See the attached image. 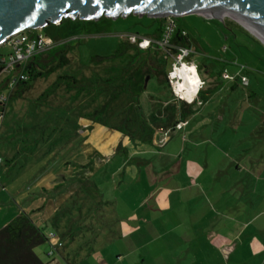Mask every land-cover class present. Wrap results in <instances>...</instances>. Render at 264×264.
Returning <instances> with one entry per match:
<instances>
[{
    "label": "crops",
    "instance_id": "obj_1",
    "mask_svg": "<svg viewBox=\"0 0 264 264\" xmlns=\"http://www.w3.org/2000/svg\"><path fill=\"white\" fill-rule=\"evenodd\" d=\"M228 26L230 30L233 29L232 25ZM181 27L189 33L183 25ZM191 47L194 54L188 62L198 65L199 76L205 86L192 102L180 105V100L166 81V91L159 90L153 95L149 94L157 102V106L160 102L165 107L177 103L179 106L185 104L191 109L197 105L203 110L211 102H216L218 111L226 112L230 105L224 102L226 97L222 95H233L238 86H241L247 88V91L235 105L237 110L246 105L249 110L257 109L251 104L252 97L257 95L248 91L252 81L247 68L235 66L234 60L230 62L226 58H220L213 60L214 64L219 62L221 65L220 71L215 72V66H201L204 59H196L199 48L194 44ZM243 78L247 79L248 85H243ZM165 92L166 95L163 94ZM187 124L188 120L185 118L173 129L155 130L150 149L139 153L140 159L136 158L139 171H133L132 175L135 174L137 181H141L144 175L150 179L151 175L158 177L162 173L166 183L156 188L150 184L141 187L142 196L138 186L134 184V189L128 190L131 196L134 193L131 198L134 204H127L122 214L123 217L128 215L125 219L119 216L114 202L107 205L99 202L101 206L96 212L93 227L90 217L97 205L96 202L93 205L92 201L86 200L88 196L85 190L80 191L82 200H78V206L81 205L83 209L81 218L70 222L72 218L67 221L61 213L67 208L68 216L72 215L69 212L73 209L74 214L71 217L79 215L72 205L77 190L89 182L86 178L92 177L115 155L116 152H105V145L108 150L116 149L122 139L120 135L109 132L107 137L99 140L102 149L98 151V159L94 158L96 153L93 155V148L87 149L85 146L92 144V135L84 142L82 147L85 149L81 148L67 159L83 167H87L93 160L92 166L83 170L78 184L71 191L68 188L76 174L74 168L67 169L63 162H56L55 156H49L52 158L47 159L46 163V158L37 159L35 156L19 171V159L7 165V159H13L17 152L11 148L10 157H7V152L4 156L0 154L3 159L0 170L17 176V179L26 174L27 178L23 182L27 184L33 181V184L24 192L23 187L26 184L22 183L21 193H18L20 200L14 198L13 206L18 207L13 209L12 205H8L7 219L12 221L20 212L31 214L37 226L42 229L49 227L46 233L54 232L63 242L64 246L56 252L59 253V259L66 261H69L68 257L73 252L71 248L78 251L81 246H85L84 255L92 256L104 245L112 244L120 246L121 249L126 246L122 252H118L116 264H126V260L131 257L133 260L127 264H264V136H254L253 133L258 129L255 125L253 129L248 127V134L243 135L237 143V150L241 154H233L230 149L225 150L222 146L225 139L221 136L217 139L218 142H213V153L207 158H182L180 152L184 148V142L182 139L173 141L174 138H171L169 132H181ZM34 160L37 164L30 166ZM95 160L99 163L93 171ZM173 161H179V164ZM153 162H157L159 166L154 167V171L148 169ZM51 164L53 167L48 171ZM61 168L72 170V174L66 175L64 171H60ZM118 171L123 176L128 174L123 167ZM61 176H65L67 181L63 182ZM4 188L11 190L7 185H3ZM137 197L141 198L139 202ZM58 213L62 219L54 230L49 223ZM10 221L7 220L6 224ZM81 227L87 228L80 235H76L75 241H65V238L71 239L72 232L79 233ZM78 241L82 242L81 245H77ZM48 244L49 250L43 251L47 257L51 242ZM48 258L51 261L47 264H60L55 255Z\"/></svg>",
    "mask_w": 264,
    "mask_h": 264
},
{
    "label": "rangeland",
    "instance_id": "obj_2",
    "mask_svg": "<svg viewBox=\"0 0 264 264\" xmlns=\"http://www.w3.org/2000/svg\"><path fill=\"white\" fill-rule=\"evenodd\" d=\"M222 16L226 17L224 15ZM173 18L179 26L183 25L187 29L190 40L199 48V54L196 55V59H204V61L200 63L202 64L201 66L209 64L210 67L215 66V72H219L221 65L219 62L214 64L213 60L226 58L230 62L234 60L235 66L248 69V74L252 81V85L248 91L250 90L256 93L257 96L252 97L251 104L257 107V109L249 110L246 105L239 108V111L237 110L235 105L239 103V100L243 98V94L247 91V88L245 89L238 86V90H236L233 95L229 94L230 96H227L228 93L222 95H225L224 97H226L224 102L230 105V108H228L226 112L218 111L217 105H215L216 102L214 104H212L211 101V104L208 102L210 105L203 110L195 105V108H193L189 116L186 117L188 124L184 130L181 132H169V135L171 138H174L173 141L176 139H182L184 142V148L183 150L181 149L180 152L182 154V158L186 156H191L193 158H207L213 153V142H218L217 139L221 136L225 139L222 145L225 150L230 149V152L233 154L235 152L241 154L242 152L237 150V143L241 141L243 135L248 134V127L253 129L256 125L258 129L256 133H253L254 136H264V43H262L257 37L243 28L236 21L228 17L224 18L223 21L200 14ZM72 21L73 22L67 21L61 26L53 25L45 27L42 30H36L38 34L44 37L51 39L59 38L67 41L73 48L69 54L71 64L48 79L38 80L23 95V97L11 102V106H9L7 115L3 119L0 128L1 155L4 156L7 152V157H10L11 148L17 149L20 145L24 146V144H22V140L25 138H22V140L19 141L21 137H14L10 140V135L14 132L17 133L20 126L29 127L32 125L34 126L37 123L46 124V122H48L49 119H52V117L57 120L60 115L67 116V122L65 119H58V121H56V126L59 123L63 124L65 122L68 127L65 128L66 136L63 135L64 137H61L62 134L57 133L56 137L61 141L57 142V147L54 152L56 154V162L66 155L68 156V154H71V148L79 146L81 143L80 141L88 139L92 133L89 126L90 122L88 120L79 119L78 116L80 114L75 112L76 109L80 108L79 106H81L82 102L84 105H88V99L80 98L77 101L73 100L74 93L69 94L64 89H61L55 95L51 96L46 103H44V105L37 110L36 116L34 115V102L40 98V96L57 80L59 76L89 78L94 72L102 73V68H94V66L91 65V61L94 57L110 56L117 50L119 43L126 40L128 36H150L154 33L158 26L152 18H148L147 16L139 18V16L134 14L127 16L125 19L124 17H119L112 20V18L105 17V19L99 21ZM228 25H232L233 29L230 30ZM27 31L28 30L25 32ZM223 48L224 50H222ZM13 53L14 50L8 44L0 47V54L5 56L8 62L10 61V56ZM171 69L172 59H169L166 66L167 77L160 80V83L163 85L159 83L155 76H152L148 81L145 92L148 93V95L144 93L145 95L143 94L144 96L142 95L140 98V104L143 107V113L145 116H148L151 110L154 107H157V102H155L154 98L150 97L149 94L153 95L154 92L159 90L162 92L166 91L164 85L165 82L168 81V74ZM8 75V72L0 73V86ZM203 76L206 75L204 74ZM163 94L166 95V92ZM50 110L53 112L52 116L46 114ZM91 110V108H88L86 113ZM76 119L79 120V124L83 126L82 131L79 132L80 136L77 138H75L74 133V128L77 127V125H75L77 122ZM115 120L116 119L106 117L104 122L107 125H112ZM137 124H139V122ZM134 125L135 124L132 123L133 128ZM106 129L107 127L105 128V126H103L99 131L98 129L94 130L91 138L92 144L85 145L87 149L93 148V155L96 153L94 158L98 159L99 157L98 151L102 149L99 140L105 138L107 135L108 132L105 134ZM145 132L147 133L146 130ZM31 134L34 135L33 130L31 131ZM31 134L28 135L27 140L32 138ZM134 136V139L131 141L129 140V142L125 144L124 148H122L123 150L116 152L114 156L109 158L107 160L108 162L96 171L92 177L86 178V180H89L90 185L85 188V192L89 194V200L93 202V205L95 204L94 202H96L97 205L93 210L94 214L91 216L93 219L97 217L96 212L101 206L99 202L105 203L106 205L107 203L114 202V205H117V212L119 213V216L121 215V217L125 219L128 215H125L124 217L122 216V214H124V209L127 207V204H134L131 200L134 193L132 192L133 195L131 196V193L128 191L129 189H134L132 188L134 187V184L138 186V191L142 196L141 187H146V185L150 184L156 188L159 185L166 183L164 179L165 175H162V173L158 177L157 175H151L150 179L144 175L141 177V181L136 180L135 174L132 175L133 171H139L136 159H140V156H138L139 153L142 154L143 151L150 149L152 146L151 143H149V140H143L144 136L140 133H135ZM6 137H8L7 141ZM70 141H72V143L69 150H60L64 145L63 142ZM127 141L128 140H126V142ZM106 147L108 148V146L105 145V152H115V148H110V150H108ZM82 149L85 148L82 147ZM45 151L46 149H40L34 156H27L25 153L20 154L18 161L19 171L24 168L28 161H32L35 156L37 159L44 158ZM233 154L231 156L234 157ZM51 156L53 157L54 155ZM45 158L44 162H47V159L50 157L47 156ZM97 161L98 160H95L96 163H94V166L92 167L93 171L95 170L93 169L96 167L95 165L99 163ZM173 162L179 164V161ZM153 163L150 167H148V169L154 171V167L159 168V166L157 162ZM36 164L37 161L34 160L30 166H34ZM52 167L53 165L51 164L50 167L47 168L48 171ZM122 167L127 169L128 174L126 176H123V173L118 171L119 168L121 169ZM173 170H175V165L173 166ZM60 171H64L66 175L72 174V170H63L61 168ZM26 178V174H22V176L17 179V176L10 175L9 173H5L0 170V230L7 225V220H11L9 218L7 219L8 205H12L13 209L18 207L17 205L13 206L14 198L16 200H20L18 193H21L20 191L23 184H26L23 182ZM78 182L74 183L75 185L73 184L70 186L68 190H73L74 186H76ZM32 184L33 181L27 182V184L23 187V191L25 192V190ZM3 185H7L11 190H7V188L3 189ZM136 194L138 195L139 193ZM78 199L79 196L76 194L73 200L76 201ZM99 199H101V201ZM140 200L141 198H138V202ZM48 228L49 227L44 230L47 232ZM79 242L80 241H78L77 245H81L82 242ZM48 245V243H45L35 249L36 255L45 264L51 261V259L43 252L44 250H49ZM125 247L126 246H123L121 249L120 246L112 244L106 246L104 245L102 249H98L97 253L92 256H85L83 252L85 250V246H81V249L78 251L71 248L73 249V252H71V255L68 257L69 261L59 259L60 256L58 252L55 253V257L60 264H116L117 255L119 254L118 252H122ZM132 260V257L127 259L126 264Z\"/></svg>",
    "mask_w": 264,
    "mask_h": 264
},
{
    "label": "trees",
    "instance_id": "obj_3",
    "mask_svg": "<svg viewBox=\"0 0 264 264\" xmlns=\"http://www.w3.org/2000/svg\"><path fill=\"white\" fill-rule=\"evenodd\" d=\"M105 19L103 17L101 20ZM175 20V19H174ZM73 22L71 19H64L60 26L65 22ZM157 23V28L150 36H141V38H149L154 41H158L164 31V26L167 19H153ZM80 22V20H76ZM176 22V21H175ZM53 26V25H50ZM31 37L39 35L36 30H28L25 32ZM56 46L45 53L38 54L31 58L26 63L16 67L10 71L8 77L3 81L0 86V96L4 92H7V100L4 103H0V119L5 118L11 106V102L20 99L23 95L33 86L35 82L42 79H48L60 70L68 67L71 64L69 57L72 47L67 41L56 38ZM192 41L188 33L182 29L176 23V31L171 40V49L169 52H174V48H192ZM3 55L0 54V73L6 68V61H3ZM170 54L162 51L157 47H151L147 50H143L139 47L138 43L133 44L129 40H123L119 43L117 50L107 57H94L91 61V65L94 68H102V73L94 72L89 78H77L74 76H59L57 80L40 96V98L34 102V115L36 116L37 110L46 103V101L53 95H55L61 89H64L67 93H74V99L80 98L88 99V105H84L83 102L79 109H76V113H79V119L88 120L90 122V130H100L101 127H107L106 132H110L113 135H120L122 139L119 141L115 152L123 150L125 144L134 139L135 133L143 135V140H149L153 138L154 132L157 129H173L179 121L185 119L191 113L192 109L175 104H169L166 107L162 102L154 107L148 116L143 113V107L140 104V98L146 92L144 88L145 80L148 76L150 78L155 76L160 82L164 77H167L166 66L170 59ZM26 77V80L20 79V77ZM14 82L12 88L9 84ZM92 110L87 112V109ZM52 110L46 114L52 116ZM71 114V113H70ZM108 117L110 119H116L112 125H107L104 119ZM59 120L65 119L67 122V116L60 115ZM58 119H49L46 124L37 123L32 126H20L19 130L10 135V140L14 137H21L22 140L20 147H17L16 155L13 159H7V165L12 164L16 159H19L20 154L35 155L40 149H46L44 156L54 155L56 157L55 149L57 142L61 140L56 137L57 133H61L62 136H66L65 128L68 125L64 122L59 123L56 126ZM74 128L75 138L79 137V132L82 131L83 126L79 124V120L76 119ZM139 122V124H137ZM134 123V128L132 126ZM2 121L0 120V128ZM132 127V128H131ZM33 130L34 135L31 134ZM147 131V133L145 132ZM91 133V135H92ZM146 133V134H144ZM17 134V135H16ZM32 135L30 140L28 135ZM64 135V136H63ZM87 139L80 141L79 146L71 148L70 142H63L64 145L60 150H69L68 156L66 155L59 161L64 163V166L68 168H74L76 174L70 186L78 182L83 170L89 168L93 164V160L90 161L87 167H83L76 162L67 161L72 154L77 153L82 148L84 142ZM126 140H128L126 142ZM44 157V158H45ZM2 159V158H1ZM3 160V159H2ZM63 182L67 179L65 176H61ZM90 185L87 182L81 186L79 191L76 192L80 199V191L85 190ZM64 186V185H63ZM59 188H62L60 186ZM67 189V187H66ZM89 192V191H87ZM87 194V193H86ZM86 200L89 199V194ZM78 199V200H79ZM78 200H73V206L77 209L78 214L74 217L73 211L71 216L67 215V208L62 210L61 213L70 222L76 221L82 216V206H78ZM82 200V199H80ZM109 204V203H107ZM60 213H58L52 221L49 223L50 228L57 229L59 224ZM92 216V215H91ZM91 218L92 227L94 226V219ZM91 227V228H92ZM87 227H81L80 232H72L71 239H66V242L75 241L76 235L83 233V229ZM90 229V228H89ZM48 233L39 226L32 219V215L26 212H20L12 221L0 230V264H45L42 262L35 253V249L45 243H49ZM64 246V245H63Z\"/></svg>",
    "mask_w": 264,
    "mask_h": 264
},
{
    "label": "water",
    "instance_id": "obj_4",
    "mask_svg": "<svg viewBox=\"0 0 264 264\" xmlns=\"http://www.w3.org/2000/svg\"><path fill=\"white\" fill-rule=\"evenodd\" d=\"M208 12L223 13L264 33V0H0V44L26 30L59 25L64 19L115 20L133 14L162 19L200 14L224 20L218 14L207 15ZM149 80L150 76L145 80V89Z\"/></svg>",
    "mask_w": 264,
    "mask_h": 264
},
{
    "label": "built area",
    "instance_id": "obj_5",
    "mask_svg": "<svg viewBox=\"0 0 264 264\" xmlns=\"http://www.w3.org/2000/svg\"><path fill=\"white\" fill-rule=\"evenodd\" d=\"M164 31L162 37L158 41L151 40L149 38H141L139 36L130 35L126 39L129 40L133 44L139 45V47L143 50H147L151 47H157L161 49L162 51L170 54V59H172V69L168 74V82L170 86L173 89L174 94L176 97L182 101L183 103H189L194 100H187L182 97V93L185 91L178 92L177 91V85L178 83H183V79H180L178 77L177 71L180 69H183L184 66H194L196 70L199 73L198 65L192 62H188V60L193 54L194 51L191 48H174V52H169L171 49V40L174 36V33L176 31V22L173 17H167ZM9 45L13 50L14 53L10 56V61L8 62L6 57L2 59L3 61H6L7 65L3 72L12 71L16 67L26 63L34 56L45 53L52 49L54 46H56V41L54 39L44 37L42 35H37L31 37L30 35L26 34L25 32L19 33L17 35H14L10 37L8 40H6L4 43L0 44V47H3L4 45ZM20 79L26 80V77L21 76ZM198 92L196 95L199 94V92L203 89L205 86V83L201 80V78L198 79ZM243 85H248L247 79H242ZM14 82L11 81L9 84V87L12 88ZM195 95V96H196ZM7 100V92H4L0 96V103H4ZM4 118L1 117V121H3ZM180 128V126H179ZM3 163V160L0 158V164ZM49 241L51 242V250L48 253V257H52L55 255L56 251L58 249H61L63 247V242L57 237V235L54 232H51L48 234Z\"/></svg>",
    "mask_w": 264,
    "mask_h": 264
},
{
    "label": "bare ground",
    "instance_id": "obj_6",
    "mask_svg": "<svg viewBox=\"0 0 264 264\" xmlns=\"http://www.w3.org/2000/svg\"><path fill=\"white\" fill-rule=\"evenodd\" d=\"M215 14H218L219 16L223 17L222 15L233 19L234 21L238 22L239 24H241L242 26H244L246 29H248L250 32H252L255 36H257L260 40H262L264 42V33L257 30L256 28L252 27L251 25L244 23L240 20H237L235 18H232L230 16H227L223 13L220 12H208L207 15L210 16H214ZM223 17V18H226ZM178 77L180 79H183V83H178L177 85V91L181 92L184 91L182 93V97L184 99H187L189 101L193 100V98L195 97V95L198 92V82H199V74L198 71L196 70V68L194 66H184L183 69H180L179 71H177Z\"/></svg>",
    "mask_w": 264,
    "mask_h": 264
}]
</instances>
